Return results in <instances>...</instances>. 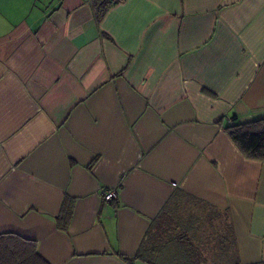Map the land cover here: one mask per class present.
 I'll return each instance as SVG.
<instances>
[{"label": "crops", "instance_id": "0c3cea01", "mask_svg": "<svg viewBox=\"0 0 264 264\" xmlns=\"http://www.w3.org/2000/svg\"><path fill=\"white\" fill-rule=\"evenodd\" d=\"M115 1L0 0V234L148 264L163 212L209 263L264 264V160L226 130L264 118V0Z\"/></svg>", "mask_w": 264, "mask_h": 264}, {"label": "trees", "instance_id": "16d2710c", "mask_svg": "<svg viewBox=\"0 0 264 264\" xmlns=\"http://www.w3.org/2000/svg\"><path fill=\"white\" fill-rule=\"evenodd\" d=\"M115 0H89L94 17L99 21L115 4ZM230 139L238 147L244 156L252 160H264V118L245 123H232L226 128ZM70 208H64L60 216L59 227L65 229L66 215ZM208 215L206 218L211 219ZM217 219L226 222V214L216 213ZM58 219V220H59ZM166 218L165 213H160L156 221L152 223L142 245L140 246L137 258H140L148 264H217L197 255L199 243L189 239L185 232L172 235L166 240ZM177 228L183 229V226L177 225ZM174 248L178 253L173 256L166 254L167 248ZM194 249V250H193ZM193 251V252H192ZM224 260V259H223ZM0 264H49L38 252L36 244L33 241L23 239L13 234H0ZM222 264H241L240 262L225 261Z\"/></svg>", "mask_w": 264, "mask_h": 264}, {"label": "built area", "instance_id": "2783aa9c", "mask_svg": "<svg viewBox=\"0 0 264 264\" xmlns=\"http://www.w3.org/2000/svg\"><path fill=\"white\" fill-rule=\"evenodd\" d=\"M231 123H232V120H229V124H231ZM116 197H117V194L115 193V191H112V190L107 191V190H105V191L102 192V200L105 203L110 202L111 200H113Z\"/></svg>", "mask_w": 264, "mask_h": 264}]
</instances>
